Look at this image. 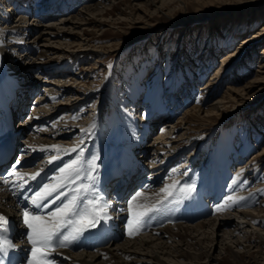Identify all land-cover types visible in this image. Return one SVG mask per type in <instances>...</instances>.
Returning a JSON list of instances; mask_svg holds the SVG:
<instances>
[{"label": "rangeland", "instance_id": "374dc122", "mask_svg": "<svg viewBox=\"0 0 264 264\" xmlns=\"http://www.w3.org/2000/svg\"><path fill=\"white\" fill-rule=\"evenodd\" d=\"M68 1L71 0H67V3ZM2 2L4 0H0V13L3 15L7 6L10 7L13 2L6 0L3 5ZM28 2L31 7L33 3L34 6L31 9L33 13L28 15L27 21L42 22V27H46L47 24L56 26L63 20L72 21L74 17L80 19L90 17L85 16L88 1H82V5L74 6L67 13L58 12L56 2L53 0ZM94 2L102 5L101 9L104 10L103 14L93 17L96 24L69 31L85 40L82 45L67 48V55L77 56L72 58L62 56L55 64L44 67L36 64V69L30 76L28 75L29 82L36 84L38 81L60 80L61 83L67 82L74 88L80 85L86 90L97 89L95 96L89 101L84 99L79 102L81 97L87 98L88 95L83 96L84 93L76 92L75 97L71 98L78 99L76 100L78 107L63 116L78 117L76 125L80 126V122L95 119L99 110L105 107L100 121L106 131L111 128L109 123L118 119L115 117L117 112L128 111L127 108H130L128 103L135 98L139 99V108L133 112L129 110L128 113L134 116L140 125L144 124L158 107L164 111L162 123L171 121L174 125L191 107L201 108L200 116L192 112L185 118L183 124L180 123L184 125V129L192 130L189 132L192 136L184 135L186 131L183 129L172 133L175 138L185 136L184 141L180 146L175 145L173 152H177L178 156L156 189L165 185L167 180L172 181L173 185L177 184L178 180L186 175L179 181L182 182L188 175L191 176L193 171L200 174L197 176L199 179L209 182L221 171L220 166L224 160L228 159L229 166L226 170L231 172L237 183H234L237 185V191L234 187L231 194L235 195L238 192L240 198L238 197L236 201L235 197L226 199L213 215L203 219L207 221L216 218V214L224 212L222 206H225L226 202L235 203L227 210L231 214L227 230L234 231L233 237L231 235L232 240L229 239L228 244L223 247L224 241L220 240V237L217 238L221 244L216 250H212L213 256L217 258L212 264H264V164L259 166L250 163L264 148V83L257 85L246 96L229 93L253 81L257 70L260 69L258 62L264 59V55L261 54L264 49V35L260 39L254 37L264 24V0L254 5L234 0H91V3ZM54 9L57 12L51 18L44 20L39 16L45 15L47 11H55ZM19 15L18 11L16 15L13 12L9 21L13 24L19 19ZM2 24L3 21L0 22V26H3ZM41 29L45 28H39L37 31ZM76 39L75 36L73 41L62 39L59 43L61 45H53L58 48H65L71 42L77 45L80 40ZM1 45L4 46L0 40V84L8 82L12 70H17L7 59L8 56L3 52ZM36 46L40 47V44L37 43ZM17 53L23 55L19 51ZM229 54L234 56L227 62L222 61ZM34 55L33 64L39 62L38 54ZM52 58L57 59L58 56ZM42 70L50 72V75H44ZM23 75L19 78L23 79ZM36 75L40 76V80H37ZM213 78H217L216 84L209 89H202ZM39 86L37 89L39 95H44L43 86ZM104 92L105 94L110 92L106 96L107 99ZM231 96L236 99L231 100ZM206 111H210L212 116L210 113L206 115ZM41 129L42 127L38 130ZM47 130L53 131L52 126H47ZM27 132L24 141L31 135V131L29 134ZM80 134L82 133L77 136ZM159 134L160 130L155 127L145 138V145L151 146L155 143V138ZM72 137L71 142L75 140ZM89 137L86 135L82 139L84 143L79 148L81 151L77 149L75 155L78 154L74 155L70 162L82 158L83 153L88 149L90 151L91 148L96 147L100 150L102 146L108 147L110 144L116 149L123 146V142L117 139L113 142L99 139V134L96 137L92 135L90 141H87ZM166 145L164 146L170 147ZM152 157L146 156V162ZM87 158H90V154L85 155V159ZM193 159H196V162ZM151 164L152 162L149 168L152 167ZM177 168H183V172L171 176V171ZM202 173L204 177L201 176ZM219 176L221 177V173L215 181L220 178ZM187 181H183V185L187 184ZM216 185L215 183L213 186ZM242 211H255L256 215L260 213V218L254 221L249 217L243 219ZM148 236L152 237L151 233L145 238ZM208 262L205 259L202 261L203 264Z\"/></svg>", "mask_w": 264, "mask_h": 264}, {"label": "bare ground", "instance_id": "6f19581e", "mask_svg": "<svg viewBox=\"0 0 264 264\" xmlns=\"http://www.w3.org/2000/svg\"><path fill=\"white\" fill-rule=\"evenodd\" d=\"M86 1H88L89 6L87 8L85 7V16L88 17L90 16L89 18L82 17L80 19L78 17H74L72 18V21H77V22L63 20L60 24L56 26L47 24L46 27H42V22H37L35 20L33 21L34 23L28 22L27 21L28 15L32 12L31 11L32 7L30 6L28 0H12L13 4L10 5V7L7 6V10L4 11L3 15L0 13V22L3 21L2 24L3 26H0V40L4 44V46L1 45L2 46L1 48L3 52L8 56L7 59L10 60L11 64L13 65V68L14 66H16L17 70L18 69L20 70V71L17 70L14 71L13 69L10 80L8 82L0 84V100L3 97L4 93H6L5 91L7 89H11L12 96L18 91L17 94L20 95V97H19V102H16V105L19 106L22 103L20 102L21 97L24 95L26 90L35 88L37 91L39 85L43 86V90H44L43 91L44 95L41 94L37 96L36 99L37 100L40 99V100L35 105H33L34 107L33 111L32 113L29 114L28 117L29 119H27L25 122L29 126V131H31V135H29L26 141H24V147L26 148L27 151L26 156L31 154L33 156L41 155L43 157L41 159L40 158L38 159L37 164L28 168V171L21 172L20 176L22 177L28 176L29 174H32L34 172L33 169L38 170L37 168L38 166H41L44 163H48V162H54L56 163L55 165H59V163L61 164L62 162H64L63 163L64 165L63 166L61 165L62 167H64L65 162L68 161L67 162L68 164L72 162V161L70 162V160L74 158L75 152H78L77 149L83 146L84 141H82V139L86 137V135L87 137L90 136L87 140L90 141L92 135L93 137H96V135L99 134L100 137L98 138L99 139L102 138L105 141L113 142L116 139L118 141L120 140L121 143L123 142L122 143L123 146H121L122 148L116 149L113 145L110 144L108 147L102 146L101 149L99 148L100 150L96 149V147L95 148L93 147L94 149L91 148L90 151L89 149L85 151L83 153L84 156H82L80 162L78 163V166L80 168L79 176L75 178L73 181L68 183L67 187L69 188V190L72 189L73 191V189L85 185L81 182L85 180L87 174L96 173V175L100 176L103 174L115 173L116 170L119 169L117 168V165H119V167H122L124 166V164L129 163L128 159L130 158L133 159L132 154L129 152L130 146H132V148H136V150L138 151L137 152L138 155L144 153L143 157L146 156L149 157L151 155L153 156L152 157L153 159L151 161L152 162L151 168H149L146 164L144 165V163L140 167L146 168L147 175L150 176V180L152 183L151 185H156V183L159 182L161 178L165 176L166 172L169 171V169L171 168L170 165L172 164V162L176 160L178 156L177 152H173V149L176 147L175 145L180 146L181 143L184 141L183 137L185 136H179L175 138L173 137L172 133L173 132L176 133L179 130L183 129L184 131H186L184 135H187L188 137L192 136L191 133H189L192 130L186 128L184 129L183 128L184 125H181L180 123L182 122L183 124L185 118L187 116H190L192 112L200 116L201 114L200 112H202L201 108L191 107V109H189L185 113V116L179 119L178 122L174 125L173 123L171 124V121H169L168 123H162L164 119V116H162L164 114V111L158 107V109L153 111V113L150 116H148V120L144 121V124L140 125V123L137 122L134 116L132 117V115L128 113L129 110L133 112L134 109L136 110L139 108V104H140L139 99L135 98L134 101L131 100L128 103L130 106V108L129 107L127 108L128 111L125 110V112H123L121 110L117 112V115L114 114L116 115L115 117H118V119L112 120L109 123V125L111 126L109 131H106L102 128L101 125L102 121H100L101 114L105 110V107L101 108L100 109L101 111L99 110V114L96 115L97 117L95 119H92V121L90 122L86 121L83 123L80 122L81 127L82 125L83 126L87 125L85 128H81L79 125H76V122H78V120L76 119L78 117L72 115L69 118L63 116V114L71 113L72 111H74V108L77 106L78 102H76V100L78 99L72 100L71 98V97H75L74 95L76 92L84 93L83 96H85V94L88 95L87 98L81 97L79 99V102L80 100H84V99L89 101L90 98L95 96L97 89L86 90L80 85L74 88V86L68 85L67 82L61 83L60 80L54 82L38 81L36 84H33V82H29L28 80V77L36 69L35 66L36 64L38 65L41 64L44 67L45 65L55 64L56 61L59 60L62 56L66 58L68 57L72 58L77 56V55H67L68 53L67 48L73 46L77 47L79 45H82L85 40H83V38L78 37L77 35H74V33L73 34L70 33L69 31L70 30L73 31L76 30L77 28L92 26L93 24H96V20L93 17L101 15V13L104 11L103 9H101L103 8L102 5L95 4V2L91 3V0H86ZM105 1H111V0H105ZM234 1L235 2L237 1L238 3L245 2L251 5L257 3L259 4L260 2H262V0H234ZM73 7H71L70 9L67 8L66 9L67 12L71 11ZM13 11L14 12L18 11L20 17L16 22L12 21L13 22L12 24L9 21V18H11V16L13 15ZM55 12L56 10L47 11L45 15L42 14L39 16H42L41 18L44 17L51 18L55 14ZM5 14H7V16ZM67 26H69L68 29ZM39 28H45V29L43 30L41 29L37 31ZM36 31L37 33H35ZM240 33L241 32H239V35ZM263 35H264V24L261 26L259 31L254 35V37L260 39L263 37ZM74 36L78 40H80L78 41L77 45L75 44V42H71L70 44H67L65 48H58L53 45V44L61 45L59 43L62 39L71 41L74 38ZM37 43L40 44V47L36 46ZM17 51H19L23 55L22 56L19 55ZM37 54L39 56V59H37V61L39 62L33 64L32 61H34V59H32V55L36 56ZM261 54L264 55V49ZM53 56L55 57L58 56V58L57 59L52 58ZM233 56L234 55L229 54L228 56L223 58L222 61L227 62ZM40 61H43L44 63ZM22 62H24L23 66H22ZM258 64H259L258 67H260V69L257 70V74L254 76V79H252L253 81L247 83L238 90H232L233 92L229 91V93L231 92V94L233 93L235 94V96H242V95L246 96L250 92H252L254 88L257 87V85L264 83V59H261L258 62ZM21 66L22 68H20ZM220 71L221 69L219 70V72ZM43 72L44 75L46 76L50 75V72H46V71ZM63 72L65 71L63 70ZM22 74H24L23 79L19 78V76ZM36 78L37 80H40V76H37ZM216 79L217 78H213L209 80L206 83L205 87H203L202 89L204 88L209 89L211 86H214L216 84L215 83ZM100 90L102 91V88ZM19 91H21V93H19ZM109 94L110 92H106L105 99L108 98L106 96H108ZM65 97H68V99H65ZM232 99L235 100L236 98L232 97L231 100ZM63 100L64 101L68 100V101L62 103L61 101ZM207 113L209 114L210 111H206L205 114L207 115ZM210 116H212V114ZM115 123H118L120 125L119 126L114 125ZM39 125L42 127V129L41 130L35 129V127ZM47 126L48 127L52 126L53 131L47 130ZM155 127H158V130H160V134L158 135L157 138H155L156 141L151 146L145 145V141H144L145 138H147L149 133H151L153 129H155ZM22 128H23L22 132H24L26 128L25 127ZM79 133L82 134L77 136V134ZM71 137L72 139L75 138L73 142L70 141ZM171 142L173 143V146H171L172 145ZM165 144H167L170 147H165L164 146ZM57 149H59V151ZM72 149H76L77 151H72ZM150 150L153 151V153H150L151 152ZM86 154H90L89 159L88 158L85 159ZM31 159L33 158H30L28 160ZM45 160L48 161L46 162ZM92 160H93V164H95V170L91 169L92 167L89 168V162H91ZM193 161L196 162V159H193ZM228 163H229L228 159L227 161L224 160V163H222V165L220 166V170L222 172L220 171L218 173V175L221 173V177L219 176L220 178H218L216 181L217 184L216 186L222 189L229 185L228 193L226 194V198L224 199L223 202H220L219 204L218 203L215 204L214 202V212L220 208V205L223 204L226 201V199L228 198L232 199L235 197L234 201H236L237 199L240 198L238 192H237L238 194L236 193L235 195L231 194L233 192L234 187L235 190L237 189V185L236 186L234 185V183L235 184L237 183L235 182V178L231 176L232 175L231 172H227L226 170L228 169L229 166ZM250 163H254L259 166L264 164V148L262 149L261 152L257 153L254 156L252 162ZM61 166L60 168H62ZM221 168L224 169V172L223 169ZM182 172H183V168H177V170H172L171 173L170 172L169 173L172 176L173 174L182 173ZM192 173L197 174L196 171L195 172L193 171ZM203 174L204 173H202L201 176H203ZM229 174L231 176L230 180H232V182L231 181L229 182V180L227 179ZM62 175L63 174L59 172L58 177L57 178L55 177L54 182L56 184L61 182L60 178ZM191 176L192 177L188 175L187 178H184L182 180V182L188 180L186 182L188 184L189 181H193L194 184H190L189 182V186L193 187V185H197V188L193 187V189H197V192L199 194L204 192V187L198 186V181L200 182V180H197L198 178L197 175L194 176L191 175ZM230 184H233L234 186H230ZM172 185H173L172 181L167 180L165 185H162L157 189L156 187L158 186V184L156 187H153L152 190L142 189L141 192H139L142 193V195L138 197L135 201H133L131 213L146 211L152 206L157 205V202L163 199H165V203L168 204H173L175 203L174 201H178L181 197L178 194L173 193L172 195H167L165 192L162 191V189L166 187L170 189ZM185 185L186 184L184 183V187H186ZM189 193H187V195H189ZM232 205H235V203H232L230 201L226 202L225 206H222V208H224L223 209L224 212L216 214L215 215L216 218L214 217L208 220L206 219L207 221L202 219L192 222L190 224L187 223L166 224L150 232L152 237L148 236L145 238V236L148 234L147 233V234H142L139 237L127 238L125 242L119 241L101 247H97L92 251L93 253H91V251L70 252L69 250H62L57 252V256L58 259L60 260V264H171L172 262L174 264H203L202 261L204 259L209 261L208 263L205 264H212L214 261L216 262L217 260V258L213 256L212 250L214 249L216 250L217 246L218 245L220 246L221 244V243L219 244L217 238L220 237V240L224 241L222 244L223 247L228 244L229 239L232 240L231 239L233 237L232 233L234 231L232 229L227 230L230 225L229 219L231 216V214L228 213L227 210H229ZM12 210H13V203H12L11 195L7 190V188L4 187L3 183H0V214L4 215L7 218V216L12 212ZM241 214L243 215V217H241L243 219L249 217L254 221V220H259L260 218V213L256 215L255 211L253 212L242 211ZM22 223L23 220L21 221V224ZM219 232L221 234L220 236H219ZM199 237H201V239H199Z\"/></svg>", "mask_w": 264, "mask_h": 264}, {"label": "snow or ice", "instance_id": "6c2138e0", "mask_svg": "<svg viewBox=\"0 0 264 264\" xmlns=\"http://www.w3.org/2000/svg\"><path fill=\"white\" fill-rule=\"evenodd\" d=\"M59 151V149H57ZM76 151V149H72ZM78 160H73L60 169L63 174L56 186L44 185L32 197L31 203L36 209L35 212L27 210L22 212L23 224L27 228L26 239L31 246L28 250L29 255L25 257L23 264H54L50 259V253L59 247H67L77 241L86 231L96 228L101 221H106L107 213L104 211L109 205L102 200V196L94 191V185H82L73 189V194L66 197L64 201L51 211H44L51 204H55L59 196L49 200L48 198L57 192L59 188L67 187L68 183L79 176L80 168ZM9 175H12L9 173ZM38 175V173L36 174ZM33 175L31 179H35ZM19 179L22 176L17 174ZM90 180L94 177L89 176ZM7 183V180L4 181ZM174 188V186H173ZM192 186L181 188L180 191L187 193L193 191ZM168 195H172L169 188L162 189ZM92 193V199H86L88 193ZM81 193L84 195L82 196ZM142 193H136L131 200L128 201L129 209H132L133 201L140 197ZM174 198V197H173ZM48 201V203H45ZM179 203V201H178ZM83 205V206H82ZM159 208H152L147 211L134 213L135 220L130 218L127 220L128 234L130 236L138 234L140 227L144 223L145 217L149 215V211L156 212ZM9 221L0 214V234L8 230ZM7 239L0 240V256L6 255L8 250L14 248Z\"/></svg>", "mask_w": 264, "mask_h": 264}]
</instances>
